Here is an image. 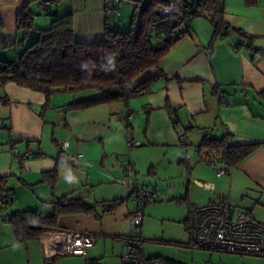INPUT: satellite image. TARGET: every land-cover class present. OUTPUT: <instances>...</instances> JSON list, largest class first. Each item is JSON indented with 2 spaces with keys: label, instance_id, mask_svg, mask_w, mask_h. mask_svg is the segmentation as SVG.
I'll list each match as a JSON object with an SVG mask.
<instances>
[{
  "label": "crops",
  "instance_id": "obj_1",
  "mask_svg": "<svg viewBox=\"0 0 264 264\" xmlns=\"http://www.w3.org/2000/svg\"><path fill=\"white\" fill-rule=\"evenodd\" d=\"M26 1L0 0V62L16 61L22 50L31 44L27 42L30 32L21 41L22 30L17 27L18 11ZM38 1H28L34 22L37 10L40 12ZM221 1L222 20L230 28L229 34L214 35L215 26L206 17L199 16L190 20L188 33L178 38L161 58L159 66L146 70L134 80L139 83L149 79L146 89L149 91L139 92L127 103L115 101L81 110H69L67 104L70 101L60 107L52 105L56 93L49 97L46 105L44 93L12 80L0 82V175L7 177V187L13 188L14 192L18 186L24 188L20 190L22 193L16 201V210L12 208L17 197L0 210V264H45L54 256L51 244L42 236L44 230L36 239L19 242L7 222L9 216L18 210L36 209L42 215L52 212V208L51 212L49 210L52 207L49 203L52 199L51 187L43 176L46 171L57 170L56 196L76 195L77 191H87L90 186L93 198L87 197L93 201L91 204L103 200H125L122 198L125 187L121 191L117 184V169L114 166L109 168L102 153L119 158L117 155L124 147L127 128L126 120L118 119L117 116L130 110L133 111L129 120L130 133L142 141L139 146H143L137 150L141 152L140 155L136 150L132 154L131 161L135 167L141 165L142 156L148 152L161 151L165 158L168 157L167 166L175 164V161L180 167L188 164L192 167L190 175L184 167L181 170L190 181L202 180L211 186L207 188L210 189L208 193L190 187L192 191L185 195L191 202L190 206L227 199L235 208L247 211L255 220L264 224V103L257 99V93L264 90V57L253 62L250 51L245 47L236 51L231 42L234 40L235 43H242L239 33L234 31L238 29L251 38L254 48L264 50V0H257L254 5L246 4L245 0ZM51 11L56 14L72 13L74 36L78 41L102 39L107 26L114 30L126 27L118 19L121 13L119 16L111 14L106 17L103 0H61L52 4ZM130 11L132 13L131 8ZM41 28L45 26H36V37ZM214 87L229 93L226 94L229 104L221 102ZM116 123L121 124L125 130L117 127ZM225 133L230 134L228 144L260 145L238 165L228 168L226 173L216 176L213 170L215 179L207 178L196 170L186 146L190 143L197 159H202L203 153L198 151L201 140L205 136L220 138ZM183 134L186 138L181 143L180 136ZM62 140L68 141L70 152L83 153L78 164L92 168L90 173L88 170L76 171L62 159L64 153L59 147ZM182 158L184 161L180 163ZM90 181L94 182L91 184ZM134 186L130 187V193ZM171 191L168 189L169 193ZM25 194L27 196L23 197ZM192 195L198 202L191 201ZM119 204L104 213L100 220L93 214L61 215L57 228L87 230L99 234L105 223L104 215L113 212ZM186 219H169L174 225L169 230L161 228L158 233L152 231L153 220L142 219L141 234L146 239L156 236V233L172 239L170 231L174 227L172 234L175 240L189 248L187 243L190 237L184 222ZM154 244L158 245L159 250L147 257L142 247V257L167 259L163 254V245L155 240ZM88 249L84 256H71L76 260L86 258L90 254ZM208 253L210 260L217 256L221 264H237V256L264 259V256L248 254Z\"/></svg>",
  "mask_w": 264,
  "mask_h": 264
},
{
  "label": "trees",
  "instance_id": "obj_2",
  "mask_svg": "<svg viewBox=\"0 0 264 264\" xmlns=\"http://www.w3.org/2000/svg\"><path fill=\"white\" fill-rule=\"evenodd\" d=\"M28 1L22 5L17 16V27L22 30L21 41L27 38L34 27L33 14L28 8ZM60 1L52 0V3ZM132 1L134 6L128 29L120 31L107 26L103 38L93 42L78 41L75 38L71 12L56 14L50 10L49 15L53 16L50 24L38 29L36 39L22 50L16 61L0 62V82L12 80L19 85L40 91L46 96V105L49 97L58 91L96 90L99 92L93 98L70 102L67 104L69 110H81L115 101L127 103L139 92H148L149 90L146 89L149 79L139 83H135L134 80L146 70L159 66L161 58L178 38L188 33L189 23L186 24L180 15L182 7H178L179 9L173 14L160 13L159 10L167 7L172 0ZM182 2L190 20L202 16L200 12L212 14L214 15L212 20L215 26L214 35L229 34L230 28L222 20L221 0H182ZM245 2L248 5H254L257 0H245ZM234 31L239 33L242 40V43L233 45L236 51L245 47L250 51L253 62L264 57V50L254 48L248 35L238 29ZM214 91L219 98H223L221 102L230 103L226 97V94H229L226 90L214 87ZM257 99L264 103V90L257 93ZM129 120L126 121L127 134H131ZM229 138L228 133L220 138L205 136L198 144V151L203 153L201 158L230 168L250 156L260 145V143L228 144ZM39 155L41 153L34 156ZM61 157L64 160V156ZM183 161L184 158L180 163ZM184 165L187 174L190 175L192 167L188 164ZM43 176L50 183L52 199L49 203L52 205V212L42 215L36 209H28L12 213L7 222L19 242L36 239L45 229L57 228L58 218L61 215L93 214L97 220H100L104 213L110 212L122 202L112 199V204L103 206L98 202L88 203L71 194L56 196L54 191L57 170L46 171ZM6 179V176L0 175V196H5L6 204H8L13 201L15 193L13 188L7 187ZM107 201L110 200L102 202ZM192 206L189 205V210ZM184 222L188 229V217ZM58 256L60 255L55 254L51 258L52 264ZM137 256L138 262L144 259H160L165 263L174 262L158 257L143 258L140 251H137ZM87 262L86 264H96L95 260Z\"/></svg>",
  "mask_w": 264,
  "mask_h": 264
},
{
  "label": "rangeland",
  "instance_id": "obj_3",
  "mask_svg": "<svg viewBox=\"0 0 264 264\" xmlns=\"http://www.w3.org/2000/svg\"><path fill=\"white\" fill-rule=\"evenodd\" d=\"M133 6L134 2L132 0H122L120 5L121 16H119L118 19L121 20V24L122 22H124L126 27H123V29H120V31H126L128 29L130 22L129 18H131L130 8L132 10ZM37 11L38 12L34 22V27L31 29L29 37L27 39L28 44L32 43L36 38V26L46 27L49 24L50 20H52L53 18L52 15H44L41 14L39 10ZM55 93L56 94L53 95V99L51 102L52 105L55 104L59 107L69 101L72 102L74 100L89 99L99 94V92L96 90L77 92L61 91ZM51 110H53V108H51ZM54 112H56V110H54ZM120 125L121 124L116 123L117 127H119ZM179 128L183 130V128H181L180 126ZM120 129L125 130L123 126L122 128L120 126ZM142 147L143 146L134 147L131 151H128L125 140L124 147L121 149L120 154L117 155L119 157L118 159L115 155L111 156L106 152L102 153V156H105L104 160L109 163V168L111 166H114L115 169H117V184H119L118 186L121 191H123L125 187V192L122 195V198H124L125 200L119 204V206L116 208L117 210L115 209L110 214L104 215L105 223L103 229L100 230L101 233L99 232L96 243L90 246L91 248L89 247L88 249V252L90 254L92 253L93 255L89 254L90 257H81L78 258V260H76V258L71 255H60L56 258L53 264H86L85 262H89L90 259L95 260L94 263L96 264H123L125 262L124 256L130 251V249L126 244L122 242L123 239L120 238L130 235H139V239L142 240V247H144V254L147 257L151 256L154 252H157V250H159V248H157L158 245L154 244V240L157 241V243H161L164 247L162 250L165 258L175 261V263L168 262L167 264H205L207 262H214L219 259L217 256H215L210 260L208 251L203 252L182 246V244L178 240H175V237L172 234L174 233V227L172 228V231H170L171 235L173 236L172 239H166L165 237H161V235H157L161 228L169 230V228L174 225L169 221V219H174L177 221L179 219L182 220L188 217L187 207L191 204V202L189 203V199L188 197H185V195L190 192V187L192 188V190L194 189L195 191H204L205 193H208L210 189L198 185L196 183V179L190 181L184 175L183 170H181L182 166H177V161L174 162L175 164L167 166L166 161L168 157L165 158L164 153L161 151L148 152L147 155L142 156L143 162L141 163V165L139 167H135L133 162L131 161L132 154L134 150L137 151ZM186 149L188 151L189 158L192 160V163L197 167L196 170L208 176L207 178L215 179L214 171L207 166L208 160L197 159V154L194 152V148L191 147L190 143L187 144ZM140 153L141 152L137 151L138 155H140ZM81 160L82 158L80 159V161ZM126 162L131 163L133 171H127L124 168L123 164ZM150 164H152V166ZM80 166L83 170H88L89 173L91 172L92 168H86V166L83 167L81 164ZM93 182L90 181L91 184ZM123 184L124 186H122ZM133 184H139L142 187L145 186L148 188H153L157 192V197L149 201L143 208V220H153L154 225L152 227V231L157 232L156 236H150L149 239L143 238L140 227L135 228L129 222V217L135 210V203L132 202L130 193V187H132ZM78 188L82 189L83 186H79ZM23 189L24 188L21 186L15 188L14 198L16 199L17 197V199L15 200V205L12 210L17 209L16 201H18V197L21 196L20 193L22 192H20V190ZM87 189V191H77V194L74 196H82L85 199L88 198V200H86L87 202H93L89 201V197H87V195L92 197L93 194L90 195L92 189L90 188V186ZM168 189H172V191L169 193ZM26 196L27 194L23 195V197ZM185 198L187 199L185 200ZM196 200L197 199L195 198V196L192 195L191 201L194 203L198 202ZM51 208L52 207H50L49 209L50 212ZM125 214L127 215V217H125ZM175 230L177 231V229ZM92 256L95 257L91 258ZM237 258H239L237 264H264V259L261 258L248 256H245L243 258L237 256ZM45 264H52V260H49Z\"/></svg>",
  "mask_w": 264,
  "mask_h": 264
},
{
  "label": "built area",
  "instance_id": "obj_4",
  "mask_svg": "<svg viewBox=\"0 0 264 264\" xmlns=\"http://www.w3.org/2000/svg\"><path fill=\"white\" fill-rule=\"evenodd\" d=\"M122 0H103V7L108 18L109 15H120V3ZM41 14L49 15L52 0H39ZM182 7L180 15L184 22L188 24L190 19L186 15L187 9L183 8L182 0H172L167 7L161 8V14H173ZM235 44L234 40H231ZM223 100V98H220ZM133 111L118 115V119L128 121L132 117ZM186 135L180 136L181 143H184ZM141 141L135 139L131 134L126 135L127 150L141 145ZM61 151L64 153V160L68 162L74 170L84 171L78 164L82 153H73L68 150L69 143L62 140L59 143ZM210 169L215 171L216 176L227 172L225 166H218L214 161H207ZM127 171H133L129 162L123 164ZM157 197V192L153 188L142 187L136 184L131 192V200L135 203V210L130 215L129 221L135 228L140 227L143 219V208L149 201ZM113 202L99 201V205H109ZM6 205V197L0 196V210ZM188 233L190 240L187 243L189 248L213 252H224L239 255L264 256V224L255 220L247 211L235 208L227 199H218L204 204L193 205L188 213ZM45 236L52 246L53 254L84 256L88 247L96 243L98 234L92 231H77L71 229L57 228L44 230ZM130 251L124 256L126 264H167L160 259H144L138 262L137 251L142 250V240L139 235L121 237ZM205 264H221L218 261L207 262Z\"/></svg>",
  "mask_w": 264,
  "mask_h": 264
},
{
  "label": "water",
  "instance_id": "obj_5",
  "mask_svg": "<svg viewBox=\"0 0 264 264\" xmlns=\"http://www.w3.org/2000/svg\"><path fill=\"white\" fill-rule=\"evenodd\" d=\"M199 14L202 15V16H204V17H206L209 21H212L213 18H214V15H212V14H208V13H206V12H202V13L200 12ZM196 183H197L198 185L204 187V188H210V187H211V186L208 185L205 181H202V180H196Z\"/></svg>",
  "mask_w": 264,
  "mask_h": 264
}]
</instances>
